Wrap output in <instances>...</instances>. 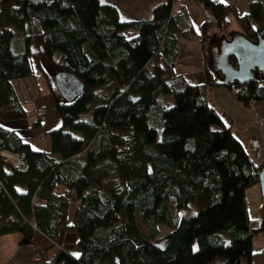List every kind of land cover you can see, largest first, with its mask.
<instances>
[{"label":"trees","instance_id":"1","mask_svg":"<svg viewBox=\"0 0 264 264\" xmlns=\"http://www.w3.org/2000/svg\"><path fill=\"white\" fill-rule=\"evenodd\" d=\"M194 1L204 9L199 31L183 4L173 9L180 0L129 20L101 0H0V121L26 118L14 84L34 76L61 119L42 133L45 149L0 123V148L23 159L0 160V235L18 232L25 244L37 232L54 242L75 234L76 257L56 247L43 264H264V247L252 245L264 233V201L252 219L245 193L261 161L207 97L223 85L246 107L264 97V78L223 82L206 60L205 81L191 83L176 66L181 38L205 43L230 15L254 39L261 0L242 14ZM51 66L82 80L73 100L53 91Z\"/></svg>","mask_w":264,"mask_h":264},{"label":"rangeland","instance_id":"2","mask_svg":"<svg viewBox=\"0 0 264 264\" xmlns=\"http://www.w3.org/2000/svg\"><path fill=\"white\" fill-rule=\"evenodd\" d=\"M116 1L118 3L125 4L127 6V8L129 7V9L134 12V14H137L140 17H144V16H150L152 6L158 0H116ZM220 1L225 2L227 4H232L233 6H235V8L239 14H242L243 12H246L248 10V0H220ZM179 4L184 5V7L187 11V15L191 19L193 27L195 28L196 31H199L200 27H201V23L204 20V9L198 3H196L194 0H180V2H177L174 4L175 6L173 9L176 10V8L179 7ZM229 19H230V22L228 23L227 26H225V28L219 29V28L213 26L208 30L207 34H209V35L215 34L216 36H219L221 34H227L228 35L230 32H234V31H241L239 25L234 20L233 15H230ZM20 34L21 33L19 31H16L15 40L13 42L14 43L13 44L14 50H21V48H22L21 39L18 38V36H20ZM184 40L186 42V39H183V38L180 39L181 46H180V51H179V54H180L179 57L182 56L183 51L184 52L188 51L189 53H193V55H192L193 60L199 59L200 64L201 63L205 64V61L207 60V52L205 53L204 59H203V54L201 56L202 58H199V55H198L199 49L197 50V46L194 47V50L193 49L191 50L190 47H188V46L186 48L187 42L184 43ZM206 42H208V40ZM205 43L199 42L198 47L200 48L201 53L204 52L203 48H204V50L207 49V46ZM188 48H189V50H187ZM188 52L186 54H188ZM178 59L180 61L181 58H178ZM177 69L182 70V68H180V67H177ZM57 70H59V69L56 66H51L50 74L53 76ZM30 80L32 81V83L29 82L27 86L25 85V88L22 87L23 88L22 89L21 86L17 87V91L19 92L20 97L23 99V105L27 111L26 119L30 120L31 122H32V120L33 121L37 120L38 116L35 115L33 110L36 107V105L38 104V100L40 99V101H42L43 99H45L47 97V95L51 98L50 107L55 112L56 116L60 119V117H59L58 113L56 112L54 105H53L51 91H49L50 89L48 90L46 88V86L44 85V80H42L36 76L32 77ZM14 85L15 86L20 85V82H15ZM53 89H54L53 91L55 92L57 97H61L55 85L53 86ZM207 97H208V100L210 103H212V104L214 103L216 105L221 106L222 110H224L225 112H227L228 114L231 115V117L233 118L232 132L241 141V143L243 144V146L245 148L247 146V137L249 135L251 136L252 134H255L260 139H262V141H264V125L261 128L257 127L259 125L255 121L256 116H254L253 122L242 123L243 121L247 122L248 120H250V117L244 116L245 114H247V111L245 110L246 107L242 106V104L240 102L235 100V98L232 96L230 90L228 88H226V86L221 85V86L208 87ZM171 103H172V101H169V103H167V105H170ZM42 111L44 114H46L48 112L47 109H43V108H42ZM60 123H61V119H60ZM256 124H257V126H256ZM30 130H32V134H33V132L41 131L42 129L40 126H36V127L30 128ZM158 132H159V130H158ZM38 138L41 139L39 136L36 138V134L35 135L33 134L30 137H27L25 139L28 142H30L32 147H34L35 149L47 148V143H46L45 139H43L41 141V140H38ZM245 193H246V196L248 197L247 211H248L250 218H252V219L258 218L260 215L259 206H260V202H261V193H260L259 184L255 183V184L251 185L249 188L246 189ZM161 229H162V231L166 230V228L164 226L161 227ZM64 244H65V246L68 247L69 250H74V252H76V249L79 250V246L77 245V243H71L70 241L65 240ZM252 245H253L254 250H257L261 247H264V233L263 232H258L253 236ZM63 249H65V248L63 247ZM32 256L37 257L38 254L36 252H34Z\"/></svg>","mask_w":264,"mask_h":264},{"label":"crops","instance_id":"3","mask_svg":"<svg viewBox=\"0 0 264 264\" xmlns=\"http://www.w3.org/2000/svg\"><path fill=\"white\" fill-rule=\"evenodd\" d=\"M101 1L115 5L118 10V15L120 19L129 20V19H137L140 17L137 14H134V12L129 9V7L127 8L125 4L118 3L116 0H101ZM186 42H187L186 48L188 46L190 47L191 50L192 49L194 50V47L197 46V50L199 49L198 52L199 58H202L201 56L203 54V59H204L205 50L203 48L204 52L201 53L200 48L198 47L199 42L197 40H186ZM186 42L184 40V43ZM180 46H181V41L179 43V48L176 58V66L182 68V70L180 71L183 73L187 81L191 83L204 82L205 81L204 63L200 64L199 59L193 60L192 59L193 53H189L188 51L185 52L183 51L182 56L179 57ZM187 50H189V48ZM187 52L188 54H186ZM178 58H181L180 61ZM31 78L32 77L24 78L21 81H18L20 82V85L17 86L14 85L15 89L17 90V87L19 86H21V88L22 87L25 88V85L27 86L29 82L32 83V81L30 80ZM38 78L44 80L42 77H38ZM44 85L49 90L48 85L46 84L45 81H44ZM50 102H51V98L47 95V97L42 101H40V99L38 100V104L33 110L34 113L35 110L37 109L41 111L42 108L48 110L46 114H44L42 111V113L37 118V120L39 121V126L41 127L42 130L33 132L34 135L36 134V138L42 133L48 131L49 129L55 128L60 125L59 124L60 119L56 116L55 112L50 107ZM213 105H215L217 110L221 113V116L223 117L225 122L231 124L232 126L233 118L231 117V115L225 112L224 110H222L221 106L216 105L214 103ZM245 110L247 111L248 115L245 114L244 116L250 117V120H248L247 122L243 121L242 123L253 122L254 116L264 117V97L261 100L251 102L248 106H246ZM32 122L30 120H27L26 118L15 121H8L4 123L0 121L1 124H4L7 127L16 128L18 130V133L24 139L33 135L32 130H30V125ZM257 127L261 128L263 126L260 127L257 126ZM20 237L21 234L18 232L0 235V264H43L44 260L48 259L51 256L53 250L56 247H61V248L64 247L66 250L68 249V247L65 246L64 244L65 240H68L71 243H76L75 234L74 233L66 234L64 233V231H61L59 233V237L55 242L40 232L35 233V235L31 239V242L29 243H25V244L20 243ZM34 252L38 254L37 257L32 256ZM67 252H69L71 255L76 257L79 253V250L76 249V252H74V250L68 249Z\"/></svg>","mask_w":264,"mask_h":264},{"label":"water","instance_id":"4","mask_svg":"<svg viewBox=\"0 0 264 264\" xmlns=\"http://www.w3.org/2000/svg\"><path fill=\"white\" fill-rule=\"evenodd\" d=\"M261 4L264 14V0H261ZM205 44L209 69L221 81L245 82L257 77L264 78V22L256 31L254 39H249L241 31H234L228 35H210ZM230 56H234L235 60H230ZM53 80L65 101L73 100L83 90L82 80L66 69L57 70ZM257 179L264 201V158Z\"/></svg>","mask_w":264,"mask_h":264},{"label":"built area","instance_id":"5","mask_svg":"<svg viewBox=\"0 0 264 264\" xmlns=\"http://www.w3.org/2000/svg\"><path fill=\"white\" fill-rule=\"evenodd\" d=\"M35 113L37 116H39L41 114V110H36ZM255 121L259 126L264 125V117H256ZM40 138L41 140H43L44 135L42 134ZM245 151L250 160L262 161L264 158V141H262L255 135L249 136L247 139V146L245 148ZM0 160H2L4 163H8L11 166L23 165L22 155L20 153L13 152L4 148H0Z\"/></svg>","mask_w":264,"mask_h":264},{"label":"flooded vegetation","instance_id":"6","mask_svg":"<svg viewBox=\"0 0 264 264\" xmlns=\"http://www.w3.org/2000/svg\"><path fill=\"white\" fill-rule=\"evenodd\" d=\"M230 60L234 61V56H230ZM221 73V72H220ZM248 81V80H247ZM246 82V81H245Z\"/></svg>","mask_w":264,"mask_h":264}]
</instances>
